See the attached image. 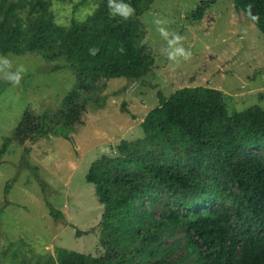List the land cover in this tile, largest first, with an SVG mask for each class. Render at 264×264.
I'll return each instance as SVG.
<instances>
[{
    "label": "trees",
    "instance_id": "obj_1",
    "mask_svg": "<svg viewBox=\"0 0 264 264\" xmlns=\"http://www.w3.org/2000/svg\"><path fill=\"white\" fill-rule=\"evenodd\" d=\"M54 1L66 0H0V54L64 60L76 77L57 109L26 110L0 148L1 161L10 142L25 146L20 165L43 191L49 184L27 156L41 138L71 139L69 130L83 122L87 109L79 92L103 79L139 81L155 64L141 19L155 0L123 2L135 8L127 21L110 16L108 0H99L92 13L68 24L57 22ZM212 1H201L192 18H203ZM233 3L246 15L251 3L264 34V0ZM92 48L99 50L95 56ZM157 95L159 105L141 123L143 136L121 140L86 175L103 204L95 252L57 247L51 264H264V108L230 109L229 95L209 85ZM14 182L6 185L3 206ZM46 204L56 220L65 217Z\"/></svg>",
    "mask_w": 264,
    "mask_h": 264
},
{
    "label": "rangeland",
    "instance_id": "obj_2",
    "mask_svg": "<svg viewBox=\"0 0 264 264\" xmlns=\"http://www.w3.org/2000/svg\"><path fill=\"white\" fill-rule=\"evenodd\" d=\"M128 0H115V4ZM204 0H155L141 19L146 25L144 45L155 57L152 70L139 81L126 77L103 79L89 91H80L87 105L83 122L62 134L41 138L27 160L49 184L43 191L33 172L24 165L23 145L9 143L0 161V264H51L57 247L94 253L99 243L98 223L103 204L96 186L86 179L91 164L111 152L123 139L143 136L141 123L159 105L158 91L167 96L184 86L209 85L229 95L230 109L244 110L259 104L264 108V34L233 0H213L203 18H192ZM99 0L54 1L57 22L92 13ZM182 37L169 47L157 31L155 20ZM184 48L192 56L176 55ZM164 49V51H162ZM11 61L12 67L3 64ZM64 60L49 62L40 54H0V148L12 137L26 110L37 113L57 109L73 90L76 77ZM23 65L26 73L14 86L4 80ZM56 66L63 67L57 69ZM31 144L27 143V146ZM8 199L4 205L9 180ZM49 200L65 217L56 220L47 207ZM82 235H77V230ZM99 231V230H98Z\"/></svg>",
    "mask_w": 264,
    "mask_h": 264
},
{
    "label": "clouds",
    "instance_id": "obj_3",
    "mask_svg": "<svg viewBox=\"0 0 264 264\" xmlns=\"http://www.w3.org/2000/svg\"><path fill=\"white\" fill-rule=\"evenodd\" d=\"M111 11H109L110 16L112 17H116L119 16L122 18V20L127 21L129 20L134 14H135V8L131 6V4H115V0H108V5H107ZM253 5L251 3H249L246 6V13L247 16L251 19V21H253L254 23H258L260 20V16L259 14H254L252 11ZM157 25V31L159 32V34L165 39L167 40L168 46L169 47H174L177 43H179L181 40L184 39V37L176 34V33H171L172 35V39H168L170 32L167 30L166 27H164L163 25H165L167 23V21L165 20H160L157 19L154 22ZM99 50L96 48H92L89 49V52L91 53V55L95 56L96 53ZM120 52H124L123 47H121L119 49ZM162 51H164V49H162ZM184 55L185 59H188L192 56V52L189 49V51L187 53H185L184 48H175V50L173 52H169L168 53V59L169 60H174L176 55ZM3 64L8 66L9 68L12 67V63L11 61L7 60V59H3ZM26 73V69L23 65L20 66L19 70L15 73H10L8 75H6L4 77V80L7 82H11L14 86H18L21 82V80L23 79L24 74Z\"/></svg>",
    "mask_w": 264,
    "mask_h": 264
}]
</instances>
